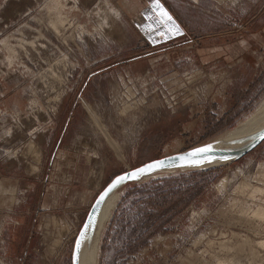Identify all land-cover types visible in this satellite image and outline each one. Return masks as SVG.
Segmentation results:
<instances>
[{
    "label": "rangeland",
    "instance_id": "obj_1",
    "mask_svg": "<svg viewBox=\"0 0 264 264\" xmlns=\"http://www.w3.org/2000/svg\"><path fill=\"white\" fill-rule=\"evenodd\" d=\"M164 1L191 12L197 0ZM129 4L0 0V264H72L88 213L116 176L207 145L264 109V46L244 68L203 65L179 50L180 36L158 41L154 27L146 37ZM204 6L229 24L240 17L231 0ZM147 46H171L168 59ZM212 169L220 177L203 198L135 255L111 219L98 264H264V143Z\"/></svg>",
    "mask_w": 264,
    "mask_h": 264
},
{
    "label": "crops",
    "instance_id": "obj_2",
    "mask_svg": "<svg viewBox=\"0 0 264 264\" xmlns=\"http://www.w3.org/2000/svg\"><path fill=\"white\" fill-rule=\"evenodd\" d=\"M128 1L130 4L127 16L135 21L136 28L143 31L146 37L154 36V27L161 29L159 35H156L158 41L165 42L180 36L186 46H177L179 50L191 52L190 54L196 56L203 65L222 59L242 68L248 58L256 54L254 50L264 46V0H231L240 11V17L233 18L231 15L230 24H234L233 20H235L236 24L244 28L243 32L235 31L226 21L208 15L204 10L206 0L195 1L196 6H192L194 10L191 12L188 8L174 10L167 2L159 0L163 9L171 15L175 25L179 27L178 33L170 31V26H166L161 20L159 11L154 6V0ZM194 41L201 42L202 45L190 46ZM204 42L208 45H203ZM147 47L152 51L164 53V57L168 59L167 52L171 46ZM141 58H135L133 61Z\"/></svg>",
    "mask_w": 264,
    "mask_h": 264
},
{
    "label": "trees",
    "instance_id": "obj_3",
    "mask_svg": "<svg viewBox=\"0 0 264 264\" xmlns=\"http://www.w3.org/2000/svg\"><path fill=\"white\" fill-rule=\"evenodd\" d=\"M219 170L207 169L184 173L144 184H127V190L112 217L110 228L121 224L129 246L125 255L147 248L154 238L170 233L169 227L195 206L205 195ZM138 211L136 218L132 217Z\"/></svg>",
    "mask_w": 264,
    "mask_h": 264
},
{
    "label": "bare ground",
    "instance_id": "obj_4",
    "mask_svg": "<svg viewBox=\"0 0 264 264\" xmlns=\"http://www.w3.org/2000/svg\"><path fill=\"white\" fill-rule=\"evenodd\" d=\"M263 131L264 109L262 110L261 115L254 121H251L246 125H243L229 133H226L211 141L209 144L201 146L199 148L210 146V151L243 150L253 144ZM232 161L233 159L227 157L208 156L167 167L158 172V174L169 175L212 169L227 165ZM143 177L148 178L151 176L146 175ZM117 191L118 190H116L106 200V202L100 206L97 214L90 224L89 229L84 235L80 249L79 264H98L99 245L101 243L103 231L112 219L114 212L118 206L119 197Z\"/></svg>",
    "mask_w": 264,
    "mask_h": 264
},
{
    "label": "water",
    "instance_id": "obj_5",
    "mask_svg": "<svg viewBox=\"0 0 264 264\" xmlns=\"http://www.w3.org/2000/svg\"><path fill=\"white\" fill-rule=\"evenodd\" d=\"M264 143V131L261 133V135L257 138V140L251 144L249 147L243 149V150H239V151H209L207 153H202L199 154L195 157H190L188 154L192 153V151H187L181 154H177V155H173V156H169V157H165V158H160L157 160H153L150 161L148 163H145L131 171H128L126 173L120 174L118 176H123L127 173L133 172L136 169H140V168H146L147 165L149 164H156L157 166L147 170L140 174L137 178L135 179H126L124 182L118 184L115 188H112L111 191H108L109 186L112 184V182L118 177L116 176L104 189L103 191L99 194V196L97 197V199L95 200L93 206L91 207L88 216L79 232V235L77 236V239L75 241V245H74V249H73V254H72V264H79V255H80V249H81V244H82V240L84 238V235L86 234L87 230L90 227V224L92 222V220L94 219L95 215L97 214L100 206L102 204H104L106 202V200L116 191L118 190L121 186L123 185H127V184H131V183H137L140 181L141 177L155 173V172H160L163 169L179 164V163H183L189 160H193V159H198V158H203V157H208V156H218V157H227V158H231L233 160L235 159H239L242 156L248 154L249 152H252L253 150H255L256 148H258L261 144ZM181 157H185V159H181ZM157 162H162V163H157ZM105 193H107L105 195ZM101 197H103V199H101ZM79 244V247H77V245Z\"/></svg>",
    "mask_w": 264,
    "mask_h": 264
},
{
    "label": "snow or ice",
    "instance_id": "obj_6",
    "mask_svg": "<svg viewBox=\"0 0 264 264\" xmlns=\"http://www.w3.org/2000/svg\"><path fill=\"white\" fill-rule=\"evenodd\" d=\"M154 6L155 8L159 11V17L161 18V20L165 23L166 26H170L169 30L170 31H174V32H179V27L175 25L173 18L171 17V15H169V13L163 9L162 5L160 4L159 0H154ZM210 146L209 147H204V148H197L195 149L192 153H189L188 155L190 157H195L199 154L202 153H207L209 152ZM181 159H185V157H181ZM157 163H162V162H157ZM156 164H149L146 166V168H140V169H136L133 172L127 173L123 176H118L113 182L112 184L109 186L108 191H111L112 188H115L118 184L124 182L126 179H135L137 178L140 174L144 173L147 170H150L154 167H156ZM107 193H105L106 195ZM101 199H103V197H101ZM77 247H79V244L77 245Z\"/></svg>",
    "mask_w": 264,
    "mask_h": 264
}]
</instances>
